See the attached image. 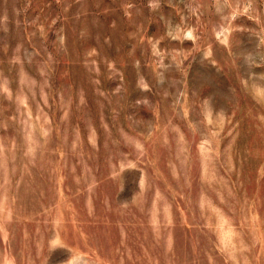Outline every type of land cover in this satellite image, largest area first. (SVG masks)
Masks as SVG:
<instances>
[{"label": "rangeland", "instance_id": "374dc122", "mask_svg": "<svg viewBox=\"0 0 264 264\" xmlns=\"http://www.w3.org/2000/svg\"><path fill=\"white\" fill-rule=\"evenodd\" d=\"M0 264H264V0H0Z\"/></svg>", "mask_w": 264, "mask_h": 264}]
</instances>
